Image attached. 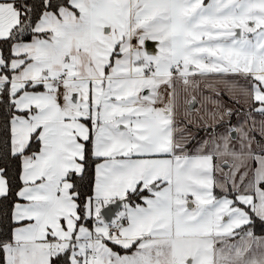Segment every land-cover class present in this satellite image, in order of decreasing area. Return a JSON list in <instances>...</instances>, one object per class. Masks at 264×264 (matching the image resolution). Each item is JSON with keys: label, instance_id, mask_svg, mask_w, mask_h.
Segmentation results:
<instances>
[{"label": "snow or ice", "instance_id": "snow-or-ice-1", "mask_svg": "<svg viewBox=\"0 0 264 264\" xmlns=\"http://www.w3.org/2000/svg\"><path fill=\"white\" fill-rule=\"evenodd\" d=\"M0 264H264V0H0Z\"/></svg>", "mask_w": 264, "mask_h": 264}, {"label": "trees", "instance_id": "trees-1", "mask_svg": "<svg viewBox=\"0 0 264 264\" xmlns=\"http://www.w3.org/2000/svg\"><path fill=\"white\" fill-rule=\"evenodd\" d=\"M260 228H261V226H260L259 224H257V226H256V230H257V232L260 231Z\"/></svg>", "mask_w": 264, "mask_h": 264}, {"label": "crops", "instance_id": "crops-1", "mask_svg": "<svg viewBox=\"0 0 264 264\" xmlns=\"http://www.w3.org/2000/svg\"><path fill=\"white\" fill-rule=\"evenodd\" d=\"M149 43V45H151L153 42H148Z\"/></svg>", "mask_w": 264, "mask_h": 264}]
</instances>
